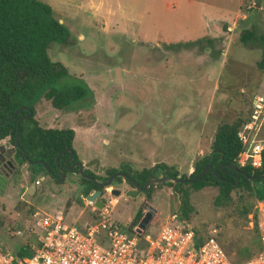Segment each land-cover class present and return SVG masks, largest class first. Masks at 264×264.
<instances>
[{"label":"rangeland","instance_id":"rangeland-1","mask_svg":"<svg viewBox=\"0 0 264 264\" xmlns=\"http://www.w3.org/2000/svg\"><path fill=\"white\" fill-rule=\"evenodd\" d=\"M38 1L50 6L54 18L61 20L58 22L69 35L67 44L49 45V60L60 63L70 77L82 81L90 95L66 110H55L48 101L38 100L33 105L37 125L44 129L72 130V150L77 161L97 177H105L108 170L124 169L131 174L160 163L173 167L178 175H189L192 163L208 153L213 140L212 109L226 99V95L214 93L217 83L233 85L236 76L253 71L259 57L258 50L241 49L236 44L234 28L238 20H234L248 4H253L260 6L261 9L257 6L254 10L257 20L264 24V0H176L174 15H163L162 0H149L144 7L143 1L140 5L138 0ZM99 1L106 3L110 15L107 24L94 25L93 21L99 17H94L89 3ZM117 5L127 8L126 12L117 10ZM139 8L143 9L142 16L135 13ZM222 23L227 25L225 32L221 30ZM201 38L220 39L214 45L221 52L216 59L198 47L190 50L163 47ZM227 59L229 66H223ZM257 94L264 96V87ZM245 106V112L249 113L251 104ZM260 134L264 138V124ZM11 151L7 140H3L0 143L3 249L14 254L21 246L34 244L30 233L34 214L61 212L67 224L96 220L100 213L91 215L83 207L80 197L86 196L81 194L77 174H66L58 182L40 173L35 177L38 185L27 193L30 185L27 164L12 165ZM113 190L119 191V196L111 195ZM126 190L129 187L121 179L103 188L99 195L103 209L122 228L134 221L139 207L142 215L149 208L158 221L152 225L153 220L146 227V232L153 234L167 215L176 210L178 202L166 185L152 186L145 209L141 206L144 196L127 198ZM216 194L213 187L197 192L189 190L193 211L188 224L202 226L204 238L215 235L229 260L240 263L257 249L252 226L248 225L252 221L246 218L222 233L216 221L220 208L212 204ZM242 198V205L246 202L252 210L255 201L244 194ZM16 231H23V236H13Z\"/></svg>","mask_w":264,"mask_h":264},{"label":"trees","instance_id":"trees-1","mask_svg":"<svg viewBox=\"0 0 264 264\" xmlns=\"http://www.w3.org/2000/svg\"><path fill=\"white\" fill-rule=\"evenodd\" d=\"M250 12V15L245 19L237 21V27L234 28L237 33L236 44L241 49L258 50V60L254 62L253 71L245 76H236L237 81L233 85L221 86L219 82L217 83L214 93L224 94L226 99L212 109L214 113L210 115V118L214 123L213 140L208 153L199 156L192 163V172L189 175H178L173 167L162 163L131 174L124 169L108 170L105 177H97L90 171L83 170L85 175L92 177L97 182H105L112 174L122 172L136 185L142 187L148 174L192 180L204 167L209 166L211 170L208 169L194 183H165L164 185L171 188L178 202L175 211L179 218L187 223H189V215L193 211L189 204V190L197 192L208 187L217 189L212 204L220 208V212L216 215V221L217 227L222 233L228 232L251 215V229L256 238L257 249L240 263H232L229 260L232 264L245 262L262 248L256 215L246 202L242 205V195L252 198L255 203L257 201L264 202V147L259 168L240 167L237 164L241 145L236 138V133L245 122L247 114L250 113L248 110L245 112V105L250 106L264 77V24L260 23L259 19L257 20L256 10L250 9ZM226 29L227 25H222L221 30L225 32ZM213 40L215 39L201 38L194 42L168 44L163 47L189 50L198 47L199 51L204 50L207 54L215 56L216 59L221 52L215 50L214 45L220 39ZM68 42L67 30L54 18L48 5L38 0H0V122L2 121L0 141L7 140L12 147V165L27 164L29 183L34 182L35 177L40 173L57 181L52 177V175H56L54 159L61 151L63 153L58 157L57 166L62 174L78 175L77 168L72 171L64 169V163L69 155L65 150H72L73 131L70 129H44L39 127L33 119V105L40 99L48 101L55 110H66L72 104L81 102L90 95L89 89L82 81L70 77L60 63L51 62L47 56L49 45H64ZM228 60L223 66H229L230 61ZM23 107L32 112V116L19 125L18 146L25 154L26 159L14 143L16 122L20 117L26 115V111L19 112L12 120H6ZM72 159L77 161L74 151ZM36 161L45 164L50 173L47 174L42 165H30V162ZM220 166L223 168L220 169ZM229 167L238 169L244 175L232 172ZM78 179L81 194L84 196L96 191L102 194L103 188L95 186L91 181L79 176ZM116 181H121V178L114 179V182ZM150 189L152 186L148 187L146 192L141 193L144 196V203L147 202V204L141 205L144 207L143 209L148 207L150 202ZM238 206H240V210H238ZM140 208L134 218L137 223L143 216ZM153 220L152 225L158 222L153 216L148 225H151ZM134 221L128 225V229L135 225ZM192 229L196 241L199 243L204 238L202 234L204 229L202 226H192ZM215 240L222 249L221 242L216 237ZM26 249V246L20 247L17 254L25 253L26 255H23L28 256Z\"/></svg>","mask_w":264,"mask_h":264},{"label":"built area","instance_id":"built-area-1","mask_svg":"<svg viewBox=\"0 0 264 264\" xmlns=\"http://www.w3.org/2000/svg\"><path fill=\"white\" fill-rule=\"evenodd\" d=\"M263 124L264 96L256 95L250 113L236 133L241 145L238 166H261ZM80 198L91 215L100 213L93 223L67 224L61 212L34 214L30 233L35 242L23 245L28 256L12 254L0 246V264H232L215 235L208 234L197 243L192 226L181 220L176 211L149 234L146 227L138 230L137 224L122 228L105 208L97 210L93 201ZM253 212L262 248L241 264H264V202L257 201ZM248 218L252 221L251 216ZM13 236L22 237L23 231H16Z\"/></svg>","mask_w":264,"mask_h":264},{"label":"water","instance_id":"water-1","mask_svg":"<svg viewBox=\"0 0 264 264\" xmlns=\"http://www.w3.org/2000/svg\"><path fill=\"white\" fill-rule=\"evenodd\" d=\"M257 7V6H256ZM21 111H26V115L20 117V119L16 122V126H15V139H14V143L15 146L18 150L21 151L22 156L26 159L25 154L23 153V151L21 150V148L18 146V136H19V125L21 122H23L24 120L30 118L32 116V112L30 110H28L27 108L23 107L18 109L13 116H11L9 119L6 120H12L14 119L15 116H17L19 114V112ZM2 124V121L0 122V125ZM69 155L68 158L66 159L65 163H64V169L66 171H72L75 167L77 168L78 171V176L82 179L91 181L95 186L101 187V188H107L111 185V183L114 181V179L116 178H121L123 180L128 181L134 188L133 191H129L125 193V197L127 198H134L138 193H144L146 192V190L148 189V187L150 186H158V185H164L165 183H171V184H178V183H194L195 181H197L199 178H201L204 173L209 169L211 170V168L209 166L204 167L201 172L197 175L196 178L192 179V180H187V179H180V178H168V177H156V176H152L151 174H148L146 177V180L143 184L142 187H139L138 185H136L126 174L122 173V172H116L114 174H112L107 181L105 182H97L95 181L92 177L87 176L84 174L83 172V166L80 162H76V163H72L68 166L69 162L72 160L73 158V151L71 149H66L65 150ZM63 153V151L59 152L57 154V156L54 159L55 165H56V180L58 182H61L63 180L64 175L62 174L60 168L57 166V160L58 157ZM42 165L44 167V170L47 174H49V170H47V168L45 167V164H43L40 161H36V162H30V165ZM223 166H220V169H222ZM229 169L234 172V173H238L240 175H244L243 172L239 171L236 168L233 167H229ZM43 178H40V180H42ZM34 182L30 183L27 193H32L34 190ZM113 196H119V191L117 190H113L111 193ZM99 195L100 192L96 191V192H92L91 194L86 195V199L89 201H93L94 203V207L97 210H101L103 208V203L102 201L99 199ZM152 214L153 211L151 209H147V212L141 217V219L138 221L137 223V227L138 230H143L145 229V227L148 226L151 218H152Z\"/></svg>","mask_w":264,"mask_h":264},{"label":"crops","instance_id":"crops-1","mask_svg":"<svg viewBox=\"0 0 264 264\" xmlns=\"http://www.w3.org/2000/svg\"><path fill=\"white\" fill-rule=\"evenodd\" d=\"M135 1V0H133ZM142 1H143V7L147 5V1L149 0H138V2L140 3V5L142 4ZM152 0H150L151 2ZM176 0H162V3H161V8L163 10V15H174V11L176 9ZM187 4H189V1H187ZM253 4H248L245 9H244V12H242L241 14H237L236 16V20L234 21H237V20H242V19H245L248 15H250V9H256V6H259V5H253L252 7L251 6ZM50 7V6H49ZM89 7L92 8V11L94 13V17H99L97 18L96 21H93V24L94 25H101V24H107L108 22V19L107 17L110 15L109 13V10L106 6V3L102 1H99L97 2L96 4L95 3H89ZM117 10L121 11V12H126L127 8L125 7H122V6H119L117 5L116 6ZM260 8V6H259ZM261 9V8H260ZM259 9V11L261 12V10ZM52 10V9H51ZM142 11L143 9L142 8H139L138 10H136V14L139 15V16H142ZM53 13V12H52ZM129 14H131L130 10H129ZM57 20V19H56ZM59 22H61L60 19H58ZM221 23V22H219ZM217 24V23H216ZM235 24V23H234ZM118 25V24H117ZM115 25V26H117ZM222 25H226L225 23H222ZM81 38V37H80ZM264 87V77H263V80H262V83L260 84V88L258 90V92H260V90ZM261 94V93H260ZM260 94H257V95H260ZM47 129H50V128H47ZM3 142L0 141V143ZM35 182V181H34ZM65 220V218H64ZM74 223V222H73ZM76 223V222H75ZM77 224V223H76ZM79 224V223H78ZM129 225V224H127ZM126 225V226H127Z\"/></svg>","mask_w":264,"mask_h":264},{"label":"flooded vegetation","instance_id":"flooded-vegetation-1","mask_svg":"<svg viewBox=\"0 0 264 264\" xmlns=\"http://www.w3.org/2000/svg\"><path fill=\"white\" fill-rule=\"evenodd\" d=\"M76 162H78V161H73V159H72V160L69 162V164L76 163ZM75 168H76V167H75ZM75 168H74V169H75ZM6 169H8V171L10 172V170H9V166L6 167ZM4 176H6V174H4ZM52 177H53L54 179H56V175H52ZM28 180H29V175H28ZM28 182H29V181H28ZM123 182L125 183V185H127V186L129 187V190H126L125 193L134 190L133 186H132L128 181L123 180ZM139 187H140V186H139ZM125 193H124V196H125ZM138 194H141V193H138ZM138 194H137V195H138ZM111 195H112V194H111Z\"/></svg>","mask_w":264,"mask_h":264}]
</instances>
